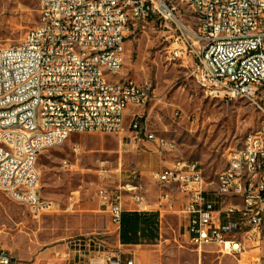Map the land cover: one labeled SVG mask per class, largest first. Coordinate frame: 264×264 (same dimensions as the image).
Segmentation results:
<instances>
[{"label": "built area", "instance_id": "1", "mask_svg": "<svg viewBox=\"0 0 264 264\" xmlns=\"http://www.w3.org/2000/svg\"><path fill=\"white\" fill-rule=\"evenodd\" d=\"M38 1V23L19 42L0 47V190L37 215L55 212L56 203L40 198L37 159L74 133L126 131L128 143L146 139L174 149L148 131L140 112L124 126L125 111L144 108L154 92L151 84L122 73L125 42L140 22L154 17L175 27L168 60L188 67L210 97L243 98L263 120L229 151L215 181L201 166L176 158L151 173L160 189L155 209L142 186L130 182L101 186L99 207L117 235L127 196L133 210L155 211L159 219L182 213L186 242L198 251L209 245L229 255L258 249L264 241V219L256 215V208L264 209V0H176L190 7L192 23L164 0ZM93 60L102 61V70L93 69ZM109 68H116L117 78H109ZM230 180L238 181V189L225 188ZM175 192L184 200L181 209ZM235 193L245 195L244 204L224 203ZM86 241L75 249L67 244L55 252L58 262L48 264H140L132 253L123 259L122 250L96 251ZM0 264H14L2 248ZM248 264H264V255Z\"/></svg>", "mask_w": 264, "mask_h": 264}, {"label": "rangeland", "instance_id": "2", "mask_svg": "<svg viewBox=\"0 0 264 264\" xmlns=\"http://www.w3.org/2000/svg\"><path fill=\"white\" fill-rule=\"evenodd\" d=\"M164 1L177 17L193 22L187 4ZM39 14L38 0H0V47L19 42L38 23ZM175 34V27L161 19L140 22V29L125 42L122 71L137 83L151 84V100L134 111L144 115L149 132L173 142V152L162 153L155 141L146 139L127 144L129 132L74 133L60 146L43 151L37 159L40 198L56 200L64 210L79 199L67 211L37 215L35 208L33 212L0 190V249L7 250L16 264H48L50 247L63 240H91L93 250H122L123 259L132 253L141 264H248L264 255V241L244 254H224L213 245L198 251L186 242L180 212L165 213L159 219L155 244L122 245L108 215L99 211L101 186L115 189L129 182L142 186L155 209L160 189L151 173L175 157L196 162L204 176L215 181L226 167L229 151L263 120L262 113L243 98L210 97L188 67L168 60L167 49ZM126 118L125 128L130 116ZM99 170H106L104 176ZM181 205L178 200L177 209ZM123 206L132 207L127 196Z\"/></svg>", "mask_w": 264, "mask_h": 264}, {"label": "trees", "instance_id": "3", "mask_svg": "<svg viewBox=\"0 0 264 264\" xmlns=\"http://www.w3.org/2000/svg\"><path fill=\"white\" fill-rule=\"evenodd\" d=\"M159 238V215L155 211L124 210L119 226L122 245L155 244Z\"/></svg>", "mask_w": 264, "mask_h": 264}, {"label": "crops", "instance_id": "4", "mask_svg": "<svg viewBox=\"0 0 264 264\" xmlns=\"http://www.w3.org/2000/svg\"><path fill=\"white\" fill-rule=\"evenodd\" d=\"M132 112H134V108H129V109H127L126 111H125V115H124V124H125V120L127 119L126 117L129 115L130 116V120H131V114H132ZM128 120V119H127ZM130 120H129V122H130ZM126 132V131H125ZM162 140V139H161ZM164 141V140H163ZM156 142V141H155ZM168 142H170V141H168ZM127 144H128V136H127ZM156 144H157V142H156ZM158 145V144H157ZM161 152L162 153H164V152H168V153H170V152H173V150H167V149H164V148H161ZM160 152V153H161ZM177 157H175V158H173L172 160H170V161H168V162H165L162 166H160L157 170H159V169H161L162 167H165V166H168V165H170L171 164V162L174 160V159H176ZM158 198V197H157ZM175 198H176V201H175V204H176V208H177V204H178V200H180V202H181V206H183V198L181 197V195H179V194H177L176 196H175ZM78 199H79V197H77L76 199H73V203L76 201H78ZM43 200H51V199H43ZM129 200V199H128ZM148 200V199H147ZM52 201V200H51ZM54 202V201H53ZM149 202V201H148ZM239 203L240 201L238 200V199H231V200H229V199H227L226 200V202L225 203ZM54 203H56L58 206H59V208L58 209H56V211L55 212H52V213H59V212H61V211H67V210H69V209H62L61 208V206H60V204H59V202L58 201H56L55 200V202ZM75 204V203H74ZM124 205V204H123ZM73 206V205H72ZM69 208V207H68ZM123 208H124V206H123ZM182 208V207H181ZM70 209H72V207L70 208ZM124 210H133V208L131 207V208H124ZM99 211H101V210H99ZM102 212V211H101ZM104 213V212H103ZM46 214V213H45ZM47 214H49V213H47ZM118 237H119V235H118ZM86 240H69V241H66V240H63L62 242H58V243H56V244H54V245H52V247H50V252H49V262H55V261H57L58 262V260H57V258H56V256H55V252H57V251H61V250H64L65 249V246L67 245V244H69L71 247H73L74 249L75 248H77V247H80L84 242H85ZM87 242V241H86ZM12 261H13V263L14 264H16L15 263V261H14V258H13V256H12ZM140 264H141V261H138Z\"/></svg>", "mask_w": 264, "mask_h": 264}, {"label": "bare ground", "instance_id": "5", "mask_svg": "<svg viewBox=\"0 0 264 264\" xmlns=\"http://www.w3.org/2000/svg\"><path fill=\"white\" fill-rule=\"evenodd\" d=\"M93 69L94 70H102V61L101 60H93ZM109 78H117V70L116 68H109ZM163 141V140H161ZM189 162L190 165L198 166L196 162ZM237 171H245V164H237ZM225 188L231 189H238V181L237 180H230L225 181ZM229 199H238L239 203L234 204H244L245 203V195L242 193H235L232 196H224V203L226 200ZM256 215L257 219H264V209L263 208H256Z\"/></svg>", "mask_w": 264, "mask_h": 264}]
</instances>
